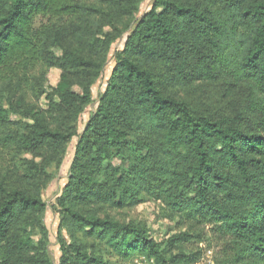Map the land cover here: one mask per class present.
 I'll list each match as a JSON object with an SVG mask.
<instances>
[{
    "label": "trees",
    "instance_id": "obj_1",
    "mask_svg": "<svg viewBox=\"0 0 264 264\" xmlns=\"http://www.w3.org/2000/svg\"><path fill=\"white\" fill-rule=\"evenodd\" d=\"M146 1L0 0V150L49 154L61 166L77 138L56 199L71 240L61 239V264L140 256L197 264L199 253L170 255L146 226L97 210L145 199L193 228L213 227L227 247L218 264H264V0H149L138 18ZM124 36L79 134L92 86ZM51 67L62 70L60 83L44 90L46 74L38 76ZM237 84L246 88L232 96ZM49 90L46 114L29 104ZM11 115L27 121L22 131L10 132ZM36 181H0V264H51ZM29 228L43 230L39 243ZM192 238L184 232L172 242Z\"/></svg>",
    "mask_w": 264,
    "mask_h": 264
},
{
    "label": "rangeland",
    "instance_id": "obj_2",
    "mask_svg": "<svg viewBox=\"0 0 264 264\" xmlns=\"http://www.w3.org/2000/svg\"><path fill=\"white\" fill-rule=\"evenodd\" d=\"M150 7V2L147 0L142 5L138 18ZM125 38L126 36L113 45L112 54L123 49ZM56 52L61 54L60 50H56ZM114 54L110 57L100 78L92 86V102L84 108L77 120L79 134L84 132L91 115L97 109L101 95L107 89L115 66ZM43 74H46V77L42 80L44 82V90H48V86L56 87L60 83L62 70L57 67L46 68L38 77ZM244 87L241 84L232 87L231 95L240 94ZM197 88L195 90L200 94L203 91V87L200 88L198 86ZM37 90L38 92L43 91L42 89ZM73 90L80 93V89L76 85L73 86ZM50 93L51 91L49 90L38 101L35 97H31L28 102L31 105H35L37 111H44L46 114L50 110V99L48 98ZM11 120L15 124L9 129L10 132L14 130L22 131L24 124L27 122L18 115H11ZM21 123L23 124L21 125ZM76 144L77 138H74L66 147L65 158L61 166H56L53 161L55 159L49 154L28 153L14 147L0 150V181H5L8 186L15 184L20 187H26L32 176L36 178V184L42 186V199L48 206L47 211L42 216V227L46 228L48 233L46 244L51 264H61L63 255L60 245L61 239L67 244H71L68 231L63 225L61 211L56 199L61 196L67 185L69 167L74 156ZM116 162L119 164L118 161ZM97 210H99L98 213L102 217L109 215L121 223L133 222L146 226L152 239L160 243L162 249L170 255L184 249L188 253L200 254V260L197 264H218V261L222 260L227 254L226 245L221 241V238L218 239V234L213 230V227L203 225L193 228L191 223L181 222L180 218L174 216L171 210L160 201L145 199L141 204L134 207L116 208L105 206ZM184 232H188L193 236L189 242H172L175 237ZM29 233L35 244L42 240V233L44 234L43 230L41 231L38 228H29ZM87 244L92 246L96 243L90 241ZM146 262L150 263L151 261L145 256H140L134 260L133 264H146Z\"/></svg>",
    "mask_w": 264,
    "mask_h": 264
},
{
    "label": "built area",
    "instance_id": "obj_3",
    "mask_svg": "<svg viewBox=\"0 0 264 264\" xmlns=\"http://www.w3.org/2000/svg\"><path fill=\"white\" fill-rule=\"evenodd\" d=\"M151 262L150 263H148V262H146V264H156L155 262H154V260H150ZM141 264V263H140Z\"/></svg>",
    "mask_w": 264,
    "mask_h": 264
}]
</instances>
